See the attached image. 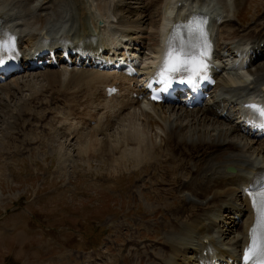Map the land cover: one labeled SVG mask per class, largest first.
Returning <instances> with one entry per match:
<instances>
[{
	"label": "bare ground",
	"instance_id": "1",
	"mask_svg": "<svg viewBox=\"0 0 264 264\" xmlns=\"http://www.w3.org/2000/svg\"><path fill=\"white\" fill-rule=\"evenodd\" d=\"M94 1L95 4L87 0H0V43L6 37L16 41L18 49L14 54L26 64L23 71H32L35 67L33 64L47 65L44 57L37 54L42 51L49 54L45 58H53L56 63L67 62L70 57L73 64L96 67L69 70L72 79L67 83L70 84L73 103L69 111L65 110L70 102L69 94L65 91L67 83L58 97L44 91L43 97L34 95L35 98L26 99L23 107L35 110L45 105H61L64 109H49L47 113L36 115L50 124L54 121L57 129L53 124L52 127L64 142L70 137L80 139L86 132L91 133L78 149L85 155L91 146H97L102 140L107 167L124 166L130 171L128 163L133 162V169H143L148 162L155 169L162 160L163 165L159 166L161 173L152 174L151 178L160 187H165H159L154 197L167 201L172 198L182 202V205L170 210L172 218L163 235V248L154 244L141 246L150 248V257L145 264H215L213 259L239 261L249 242V227L255 218L249 187L254 176L264 174V137L251 128L245 129V123L240 119L246 115L243 112L244 108H248L246 105H253L252 94L264 99V66L254 69L250 66L253 56H264V22L255 20L251 27H236L229 14L230 8H227L228 0H164L158 9L154 8L155 0H147L143 13H149L151 25L144 26L143 18L146 17L140 14L136 21H129L128 26H123L128 21L121 13L124 9L131 12L130 3L125 0ZM218 1L225 8L217 13L218 35L213 36L212 30L209 32L213 54L220 56L221 52H227V55H233L235 45L232 43L235 40H248L252 46L245 70L251 77L244 79L235 76L229 80L221 75L217 66L212 65L216 83L210 99L198 110L183 107L180 101H174L172 106L163 109L162 104L149 102L147 97L142 100L134 98L133 93L144 94L142 81L152 70L140 72V77L129 78L109 68L110 59L105 55L107 46L104 43L111 41L112 46L117 47L120 40L126 39V46L143 59L159 55L164 60L167 41L174 26L187 24L193 16L205 17L211 26V18L217 10L213 5ZM232 10L237 12L233 14L238 18L236 2H233ZM115 25L122 31L119 37L113 36ZM239 49L246 53L245 48ZM162 51L163 54H160ZM146 63L152 62L148 60ZM242 64L243 61L239 67ZM48 71L51 72L49 69L44 72ZM44 72L40 75H47ZM34 80V77L24 80L11 77L0 83V106L6 105L7 108L10 96L19 90L26 91L30 85L34 87L38 84ZM109 86H117L119 92L107 96L105 88ZM168 111L174 113L169 114ZM23 114L29 118L36 117L26 111ZM86 114L88 116L84 119L72 117ZM48 117L51 118L48 120ZM182 117L191 119L183 123ZM199 119L214 124L228 121L229 124L218 123L216 127L201 129L195 124ZM261 123L264 124V118L258 125ZM113 129L114 132L110 133ZM156 130L161 133H156ZM101 132L106 138L100 137ZM235 134L240 135L241 140H231L230 136ZM43 137L45 139L38 138L42 141L39 144L51 142L49 136ZM64 142L61 144L63 147ZM160 142L163 148L158 145ZM63 149H60L62 153L65 152ZM227 167H233L234 171H227ZM105 182H108L107 178ZM147 182L151 183L149 180ZM234 196L239 202L234 201ZM220 216L228 217L229 222H222ZM127 241L132 245L141 244L138 239L130 238ZM125 248L128 253L135 251L133 246ZM128 257L131 259L130 255ZM114 260L110 259L107 263ZM134 264H140L139 259Z\"/></svg>",
	"mask_w": 264,
	"mask_h": 264
},
{
	"label": "rangeland",
	"instance_id": "2",
	"mask_svg": "<svg viewBox=\"0 0 264 264\" xmlns=\"http://www.w3.org/2000/svg\"><path fill=\"white\" fill-rule=\"evenodd\" d=\"M87 1L95 4L94 0ZM231 1L227 3V8H230ZM124 2L130 3L131 12L129 13L127 9L122 10L121 15L123 14L125 18L123 19L128 21L123 26L136 21L140 14L146 17L143 18L145 21L143 25L145 24L146 27L151 25L149 13H143L147 0ZM233 2L237 3L238 18L234 16L237 12L231 11L229 14L236 27L251 26L252 20L264 21V0H233ZM153 3L154 8L158 9L163 5L164 0H155ZM220 3L218 10H223L225 7ZM151 8L153 9L148 7ZM119 30L117 27L116 36L122 34ZM217 35V27H214L213 36ZM232 45H235L234 54L239 53V56L236 59H232V56L219 59L217 63L221 74L224 78L230 79L239 72L246 78L248 76L245 71L239 67H232V62H239L242 58L246 60L251 44L246 46V53H240L235 43ZM256 66H264V57L256 58L251 69ZM77 68L81 67L64 63L16 74L12 77L20 80L34 77L36 79L34 81L39 85L36 84L35 88L30 85L26 91L15 92L10 96L7 108L6 105L0 106V264H91L92 260L93 264H124L126 261L129 262L125 264H134L137 259L140 264H145L150 257L148 253L150 248L141 246L154 244L163 248L161 245L164 240L163 235L172 218L170 210L182 205V202L172 198L167 201L154 197L160 185L151 177L152 174L161 173L159 166L163 165L162 160L155 169H152L148 162L143 169L131 168L133 162H130L128 163L130 171L124 166L107 167L104 158L106 153L102 151V140L97 146H91V150L85 155V152H80L78 149L81 142L86 141L91 133L86 132L80 139L76 137L78 141L67 135L69 139L64 142L65 140L63 141L61 135L52 127L53 124L57 129L54 121L48 125V122L36 115V113H47L46 110L49 109L51 111L64 109L61 105V108H58L59 105L57 107L45 105L35 110L23 107L26 99H31L32 96L35 98L34 95L43 97L44 91L50 96L58 97L65 83L72 79L69 72L76 71ZM46 69L51 71H48L50 74L44 72ZM84 69L90 67L84 66ZM43 72L47 75H40ZM69 89L70 84L67 83L65 91L69 94L70 102L66 111L73 107ZM167 107L165 105L163 109ZM23 111L31 116L35 115L33 119L37 120L31 124L30 118L25 116ZM168 112L174 113V111ZM87 116L88 114L72 115L83 119ZM49 118L51 117H48V120ZM188 119L191 118L182 117V122L185 123ZM196 122L195 124L201 129H210L218 125L202 119ZM225 123L228 125L227 122ZM111 130L110 133H113L114 129L112 132ZM159 132L156 130V133L160 134ZM44 135L50 137L51 142L47 145L44 142L39 144L42 141L38 138L45 139ZM100 137L106 138L104 132H101ZM230 139L238 141L241 137L235 134L230 136ZM62 142L65 143L64 147L61 146ZM158 145L163 148L161 142ZM61 148H64L65 152L62 153ZM106 178L108 182H105ZM148 180L151 183H148ZM163 183L166 184V180ZM139 187L144 189L140 190ZM163 187L165 186L160 188ZM236 200L237 197L234 196V201ZM223 215L225 216V213ZM224 216H220V220L229 222L228 217L224 218ZM134 236L141 243L140 246L137 243L129 244L127 241L130 238L135 240ZM125 243V247L133 246L135 251L128 253L124 247ZM94 255V258L91 257ZM110 259L115 260L107 263Z\"/></svg>",
	"mask_w": 264,
	"mask_h": 264
},
{
	"label": "snow or ice",
	"instance_id": "3",
	"mask_svg": "<svg viewBox=\"0 0 264 264\" xmlns=\"http://www.w3.org/2000/svg\"><path fill=\"white\" fill-rule=\"evenodd\" d=\"M206 18L193 16L187 24L176 25L167 41L163 66L158 73L159 82L167 89L176 77L181 83L195 84L207 70L209 45L205 31ZM11 49V43H0V65L5 63L3 53ZM264 118V106L246 105ZM255 214L249 230V244L244 250L243 264H264V186L256 193H249Z\"/></svg>",
	"mask_w": 264,
	"mask_h": 264
},
{
	"label": "water",
	"instance_id": "4",
	"mask_svg": "<svg viewBox=\"0 0 264 264\" xmlns=\"http://www.w3.org/2000/svg\"><path fill=\"white\" fill-rule=\"evenodd\" d=\"M229 170H233V169H229Z\"/></svg>",
	"mask_w": 264,
	"mask_h": 264
}]
</instances>
